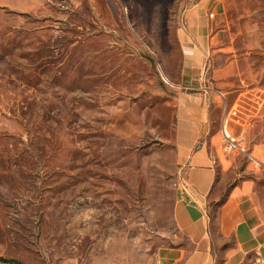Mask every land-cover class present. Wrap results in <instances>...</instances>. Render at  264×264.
<instances>
[{"label": "rangeland", "instance_id": "374dc122", "mask_svg": "<svg viewBox=\"0 0 264 264\" xmlns=\"http://www.w3.org/2000/svg\"><path fill=\"white\" fill-rule=\"evenodd\" d=\"M188 4L0 0V264H157L180 244L176 34ZM215 32L214 207L244 181L264 201V0H222ZM225 136L243 151L223 154Z\"/></svg>", "mask_w": 264, "mask_h": 264}, {"label": "crops", "instance_id": "0c3cea01", "mask_svg": "<svg viewBox=\"0 0 264 264\" xmlns=\"http://www.w3.org/2000/svg\"><path fill=\"white\" fill-rule=\"evenodd\" d=\"M221 11L222 0H189L177 30L183 90L176 97L173 150L178 177L172 220L181 242L161 249L157 264H264V201L252 182L232 187L214 207L219 201L217 168L225 164L221 137L210 130L217 95L207 83H216L221 72L212 58Z\"/></svg>", "mask_w": 264, "mask_h": 264}, {"label": "built area", "instance_id": "2783aa9c", "mask_svg": "<svg viewBox=\"0 0 264 264\" xmlns=\"http://www.w3.org/2000/svg\"><path fill=\"white\" fill-rule=\"evenodd\" d=\"M212 17V15H210ZM221 150L223 154H233L235 152H241L243 151L241 145L237 143L234 139L229 138L228 136H225L224 143L221 146Z\"/></svg>", "mask_w": 264, "mask_h": 264}]
</instances>
